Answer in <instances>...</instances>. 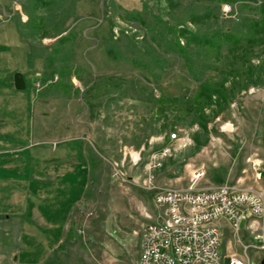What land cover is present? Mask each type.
<instances>
[{
	"label": "rangeland",
	"instance_id": "obj_1",
	"mask_svg": "<svg viewBox=\"0 0 264 264\" xmlns=\"http://www.w3.org/2000/svg\"><path fill=\"white\" fill-rule=\"evenodd\" d=\"M263 2L233 0L231 19L218 0L20 3L13 18L31 47V60L45 59L70 32L77 36L52 67L45 63L42 76L65 64L75 65L77 73L49 78L58 80L40 95L55 104L49 111L52 126L65 119L62 102L78 101L68 118L80 116L93 161L86 197L70 213L71 232L38 264H139L143 230L159 213L154 195L189 188L196 171L205 172L197 189L230 185L264 194V37L253 28ZM183 27L211 45L191 43L180 33ZM225 33L239 44L224 41ZM204 84L226 94L221 105L204 108L208 132L191 102ZM174 133L191 138V146L172 142ZM166 146L174 155L154 172L151 189L147 164ZM245 225L241 237L226 230L222 256L247 253L253 261L264 260V239L244 237ZM23 226L20 219L0 224V264H21ZM258 235L264 236V221L251 236ZM250 245L255 247L246 251Z\"/></svg>",
	"mask_w": 264,
	"mask_h": 264
},
{
	"label": "crops",
	"instance_id": "obj_2",
	"mask_svg": "<svg viewBox=\"0 0 264 264\" xmlns=\"http://www.w3.org/2000/svg\"><path fill=\"white\" fill-rule=\"evenodd\" d=\"M22 1L0 0V224L23 221L20 263L38 264L62 244L70 213L86 197L92 167L80 116L68 118L78 101L62 102L65 119L52 126L49 111L55 104L34 93V78L43 74L45 62L30 60L31 47L13 18ZM17 73L24 77V91L15 87ZM221 225L224 234L231 229ZM244 237L253 239L245 230Z\"/></svg>",
	"mask_w": 264,
	"mask_h": 264
},
{
	"label": "built area",
	"instance_id": "obj_3",
	"mask_svg": "<svg viewBox=\"0 0 264 264\" xmlns=\"http://www.w3.org/2000/svg\"><path fill=\"white\" fill-rule=\"evenodd\" d=\"M232 4H222L223 16L231 19L235 16ZM15 6L19 9V4ZM118 34V30L114 29ZM34 83L36 93L44 87L55 83L46 81L43 85L41 73L36 75ZM172 142H181L182 147L191 146L192 139L180 134L170 136ZM173 147H164L154 153L147 164L149 178L146 183L153 189L154 172L173 157ZM133 159V157H132ZM133 159L134 165H138ZM205 176V172L196 171L192 175L193 184L187 189H171L157 192L153 205L159 210L157 221L145 226L139 264H261L253 261L247 253L242 257L236 255L222 256L224 229L226 222L234 234L241 237V225L253 235L264 221V194L254 189H241L230 185H221L197 189L195 184ZM255 241L264 236H253ZM253 245L245 246L247 251ZM264 251V244L260 247Z\"/></svg>",
	"mask_w": 264,
	"mask_h": 264
},
{
	"label": "trees",
	"instance_id": "obj_4",
	"mask_svg": "<svg viewBox=\"0 0 264 264\" xmlns=\"http://www.w3.org/2000/svg\"><path fill=\"white\" fill-rule=\"evenodd\" d=\"M37 1H41V0H37ZM218 1H221L223 3H230L233 0H218ZM106 10H108V7ZM260 12H261V19L258 22L254 23L253 28H254V30H257V32L261 36L264 37V2L261 6ZM110 26H111V29L113 30L114 26H113L112 22L110 23ZM180 33L183 36H188L189 41L191 43L211 45L210 42L205 41V40H200L196 36L192 35L191 32L188 29H186L185 27H183V29L180 30ZM222 38L226 42H230V43L235 44V45L239 44L238 38L235 37L234 35H232L231 33H225L222 36ZM76 39H77V36L75 35L74 32H70L67 36L61 37L58 40L59 47H55V49H53L51 52H49L48 55L44 59L45 63L47 64L46 68H49L50 66L52 67L53 64L56 63L55 57L58 54H62L63 52H65V49H64L65 45H67L69 43L72 44L73 42L76 41ZM108 52H110V51H108ZM31 56H32V54L30 55V58H31ZM69 57H70V55H68L67 61H70ZM76 73H77V67L75 65L65 64V65L61 66L60 69L57 67L53 68V70L51 71V74H49V76L45 75L43 80L46 82L49 80V78L55 77V75H57V74L61 78H63L65 75H68L70 77V76H72V74H76ZM58 85L61 87L62 86L65 87V85L62 83H59ZM225 100H226V94L223 92V90H220L219 88H212L208 84L202 85L200 88V91L192 99L191 102L196 106L195 110L198 113L199 124L202 127V130L204 132H208V122H207V118L204 114V108L206 106L211 107V106H213L214 103L221 105V102H223ZM195 140L197 142H200L198 137H196ZM90 163H91V167L93 168V161L91 159H90ZM69 232H71V229L69 230Z\"/></svg>",
	"mask_w": 264,
	"mask_h": 264
},
{
	"label": "water",
	"instance_id": "obj_5",
	"mask_svg": "<svg viewBox=\"0 0 264 264\" xmlns=\"http://www.w3.org/2000/svg\"><path fill=\"white\" fill-rule=\"evenodd\" d=\"M14 80H15V87L18 91H24L26 89V83L21 73H17L15 75ZM261 264H264V260L262 261Z\"/></svg>",
	"mask_w": 264,
	"mask_h": 264
}]
</instances>
